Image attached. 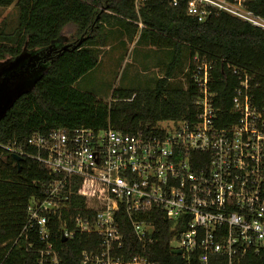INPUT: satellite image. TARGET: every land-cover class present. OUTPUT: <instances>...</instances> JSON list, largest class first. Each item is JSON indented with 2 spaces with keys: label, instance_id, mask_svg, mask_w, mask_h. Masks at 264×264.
Instances as JSON below:
<instances>
[{
  "label": "built area",
  "instance_id": "built-area-1",
  "mask_svg": "<svg viewBox=\"0 0 264 264\" xmlns=\"http://www.w3.org/2000/svg\"><path fill=\"white\" fill-rule=\"evenodd\" d=\"M248 1L188 0L187 12L203 22L212 10L224 11L264 30V18L246 8ZM214 68L194 57L188 71L197 98L189 118L132 134L111 126L61 127L29 138L30 152L15 143L5 147L45 165L54 176L28 203L19 236L33 235L41 243L37 264H63L57 240L81 234L99 237L98 249L83 251L81 264H161L143 254L127 262L116 256L124 245L121 210L143 248L153 243L156 227L141 214L160 210L173 223V253L180 249L186 264H211L213 257L226 264L256 259L264 264V88L234 67L239 84L225 114L216 104ZM71 175L98 184L95 191L80 193L102 204L95 214L70 213L65 187Z\"/></svg>",
  "mask_w": 264,
  "mask_h": 264
},
{
  "label": "trees",
  "instance_id": "trees-1",
  "mask_svg": "<svg viewBox=\"0 0 264 264\" xmlns=\"http://www.w3.org/2000/svg\"><path fill=\"white\" fill-rule=\"evenodd\" d=\"M13 4L18 26L10 34L0 33V63L26 51L51 50V55L41 80L0 121V264H37L41 243L33 235L19 236L27 221L28 203L42 195L54 178L45 165L30 157H21L18 163L16 155L5 148L9 144L30 152L29 138L56 128L100 130L111 126L132 134L149 132L161 121L189 118L197 98L191 72L186 74L185 87L169 83L182 66L186 50L191 69L196 55L213 62L216 104L225 114L239 84L234 67L245 69L264 88V30L227 12L212 10L201 22L188 14V0H0V7ZM245 6L264 18V0L248 1ZM66 29L75 36L68 39ZM114 29L131 42L138 35L137 44L167 48L172 58L166 75L157 79L153 88H116L108 103L78 89L76 83L98 65L100 47ZM69 43L71 47L64 49ZM97 188L94 181L69 176L65 189L70 193V213L91 216L102 208L101 203L80 195ZM141 218L155 224L153 243L143 248L129 217L121 210L118 221L124 245L116 256L127 262L143 254L161 264H186L171 248L173 223L160 210L141 214ZM98 245L99 237L94 234L58 239L56 243L63 264H81L82 252L96 251ZM258 261L252 260L253 264ZM211 264H226V260L213 257Z\"/></svg>",
  "mask_w": 264,
  "mask_h": 264
},
{
  "label": "rangeland",
  "instance_id": "rangeland-1",
  "mask_svg": "<svg viewBox=\"0 0 264 264\" xmlns=\"http://www.w3.org/2000/svg\"><path fill=\"white\" fill-rule=\"evenodd\" d=\"M17 26L18 13L15 4L0 7V33L10 34ZM65 35L68 39L75 36L74 31L70 32L69 29H66ZM138 37L137 35L136 38ZM171 58L172 52L169 49L149 46L145 42H131L128 36L122 37L114 29L111 38L100 47L98 65L82 76L76 87L109 103L116 88H153L157 79L166 75ZM188 69L189 58L186 50L182 66L176 69L169 83L172 86L185 87Z\"/></svg>",
  "mask_w": 264,
  "mask_h": 264
},
{
  "label": "water",
  "instance_id": "water-1",
  "mask_svg": "<svg viewBox=\"0 0 264 264\" xmlns=\"http://www.w3.org/2000/svg\"><path fill=\"white\" fill-rule=\"evenodd\" d=\"M82 41L83 39L79 44ZM71 45V43L66 44L64 49ZM50 55L51 50L47 53L45 51H26L13 59L0 63V121L21 96L29 92L41 80L48 68L47 58ZM16 158L19 163L21 157L17 155ZM174 232L175 230L172 231V234ZM62 241H66V238H62ZM174 253L181 255L182 251L177 249L174 250Z\"/></svg>",
  "mask_w": 264,
  "mask_h": 264
},
{
  "label": "crops",
  "instance_id": "crops-1",
  "mask_svg": "<svg viewBox=\"0 0 264 264\" xmlns=\"http://www.w3.org/2000/svg\"><path fill=\"white\" fill-rule=\"evenodd\" d=\"M136 41H137V38L133 42H136Z\"/></svg>",
  "mask_w": 264,
  "mask_h": 264
}]
</instances>
